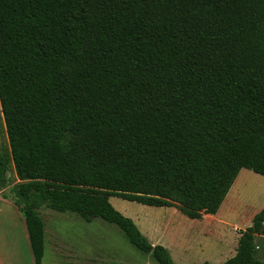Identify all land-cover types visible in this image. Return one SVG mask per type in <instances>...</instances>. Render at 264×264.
Returning <instances> with one entry per match:
<instances>
[{
    "label": "trees",
    "instance_id": "trees-1",
    "mask_svg": "<svg viewBox=\"0 0 264 264\" xmlns=\"http://www.w3.org/2000/svg\"><path fill=\"white\" fill-rule=\"evenodd\" d=\"M0 112L34 264L41 207L175 264L110 198L199 220L264 177V0H0ZM220 264H264V207Z\"/></svg>",
    "mask_w": 264,
    "mask_h": 264
},
{
    "label": "rangeland",
    "instance_id": "rangeland-1",
    "mask_svg": "<svg viewBox=\"0 0 264 264\" xmlns=\"http://www.w3.org/2000/svg\"><path fill=\"white\" fill-rule=\"evenodd\" d=\"M0 145H7L0 112ZM9 186L0 189V264H34L25 223L9 199L19 183L13 169ZM152 245H161L175 264H220L236 251L240 231L264 207V177L242 169L216 215L190 220L177 208H157L110 198ZM44 222L42 264H157L137 252L114 226L100 219L85 222L69 213L39 209Z\"/></svg>",
    "mask_w": 264,
    "mask_h": 264
},
{
    "label": "crops",
    "instance_id": "crops-1",
    "mask_svg": "<svg viewBox=\"0 0 264 264\" xmlns=\"http://www.w3.org/2000/svg\"><path fill=\"white\" fill-rule=\"evenodd\" d=\"M28 236V235H27ZM29 240V239H28Z\"/></svg>",
    "mask_w": 264,
    "mask_h": 264
}]
</instances>
